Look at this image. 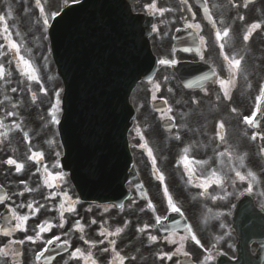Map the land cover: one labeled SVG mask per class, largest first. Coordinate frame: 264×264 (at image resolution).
I'll use <instances>...</instances> for the list:
<instances>
[{"label":"flooded vegetation","instance_id":"af4514ba","mask_svg":"<svg viewBox=\"0 0 264 264\" xmlns=\"http://www.w3.org/2000/svg\"><path fill=\"white\" fill-rule=\"evenodd\" d=\"M205 3L207 12L199 9L192 0H152V5H155L152 14L155 24L159 23V16L166 10L170 31L167 33L165 54V60L169 63L162 64L165 71L159 77L165 79L172 90L162 91L167 95L169 105L163 116L169 119L170 125L169 130L164 132L165 136H169L168 147H161L159 137L156 140L159 151L155 156L144 164L138 162L143 193H135L128 200L129 204L125 203L118 213L124 218L137 217L142 220L156 210L170 211V198L192 220H195L196 210L201 212L197 218L204 228L200 237L204 244H208L214 242L216 230L224 222L230 224L233 204L241 193H252L254 189L264 192V171L260 172V184L257 180L255 182L253 172L254 146L264 148V96L261 94L264 90V0H205ZM254 20L260 22V27L251 29L249 25ZM178 27L194 34L196 52H181L172 47L170 34ZM245 35H249L248 40H244ZM157 47L160 56L165 46L157 42ZM177 59L204 61L214 68L213 76L199 88H184L171 71ZM232 59H239L240 65L238 69L230 71L228 61ZM220 80L231 81L227 86V97L219 84ZM259 107L260 111H257ZM245 117H253V124H247ZM221 124L222 129L219 127ZM253 135L255 139H252ZM187 144L190 146L185 148L187 152L191 151L188 157L192 161L206 162L200 164L193 161L190 165L195 173L193 177L197 178L198 175L203 180L215 171L222 183H213L206 191L196 187V192L192 194L184 191L182 184L189 172L182 163V157L174 154ZM218 148L219 153L216 155ZM243 155H246V161H243ZM238 165L242 169L239 172L245 176L244 180L236 176ZM249 172L253 175L250 176ZM22 195H33L36 201L22 205L19 195L13 193L6 204L11 225L16 228L13 212L28 216L33 223H44L45 207L40 208L45 197L44 191H24ZM53 199L63 203L67 195L62 191L55 193ZM108 210L109 206H106L102 212L105 226H109ZM18 233L22 235V232ZM168 235L179 238L178 232ZM41 237L44 234L38 232L37 242ZM219 242L225 252L235 255L237 238L232 231L227 237L221 236ZM256 249L257 245L250 246L252 253Z\"/></svg>","mask_w":264,"mask_h":264},{"label":"water","instance_id":"95a60500","mask_svg":"<svg viewBox=\"0 0 264 264\" xmlns=\"http://www.w3.org/2000/svg\"><path fill=\"white\" fill-rule=\"evenodd\" d=\"M133 32L123 34L122 49L106 41L91 53L79 51L76 62L56 57L65 84L61 131L67 161L74 178L89 187H107L104 173L112 172V180L130 176L128 114L122 105L145 64V52Z\"/></svg>","mask_w":264,"mask_h":264},{"label":"snow or ice","instance_id":"6c2138e0","mask_svg":"<svg viewBox=\"0 0 264 264\" xmlns=\"http://www.w3.org/2000/svg\"><path fill=\"white\" fill-rule=\"evenodd\" d=\"M37 4H39V0H37ZM150 7H155V5H151ZM53 19H55V16L53 17ZM4 20V17L3 16H0V22H3ZM43 24L45 27H48L49 26V21L47 18H45L43 20ZM189 27H191V25H189ZM198 27V26H197ZM260 25L259 24H253L251 25V29H256V28H259ZM5 32L8 31L7 28L4 29ZM225 35V33H224ZM217 36H219V33H217ZM249 39V35H245L244 36V40H248ZM203 42V41H202ZM11 48L12 49H16L18 51V46L15 44V43H12L11 44ZM226 60H228V57H225ZM20 60L23 61L24 65L25 66H28V61L24 60L23 57H20ZM229 70L231 71V69L233 68H239V65H240V60L239 59H232V60H229ZM161 64H167L169 63V61H166V60H161L160 61ZM3 75V69L2 67H0V76ZM231 83L230 80H220L219 81V84L221 86L222 89H224V94L225 96L227 97L228 96V91H227V86ZM13 91H15V89H13ZM262 96H264V90H262ZM153 99H155V97H153ZM58 104H59V93H57V105H53V108H52V111H51V116H52V120L53 122L55 123H59V121L56 119V115H57V111H58ZM233 111H235V109H233ZM245 122L247 124H253V117H245L244 118ZM221 129L223 128V124H221L219 126ZM256 136L253 135L252 139H255ZM221 139H223V137L221 136ZM185 152H187V149H185ZM37 155H40L39 153H37ZM149 155L151 156V152L149 151ZM221 155H224V153H221ZM182 163L184 164V167L185 169L189 172V176H190V179L193 175V169L190 167V165L193 163V161L190 159V157H188L187 155L183 156L182 158ZM7 163L9 165H12V164H16V161L15 160H12V159H9L7 161ZM195 163H200V164H203V163H206L205 161H196ZM241 163H242V160H241ZM58 166V165H57ZM23 167V165H17V171H19L21 168ZM45 171L47 172V169H45ZM249 175L252 176L253 174L251 172H249ZM236 176L240 179V180H244L245 179V176L242 175L239 171L236 172ZM63 177V173H58L57 176L55 177H52V179H58V178H62ZM161 180L163 179V177L161 176L160 177ZM220 184L222 183V179L221 177H219L217 175V173L215 171H213L210 176H208L207 178H204L203 180H201V182L196 185L197 187H200L202 189H204L205 191L208 189V187H210L211 184ZM165 193L167 194V189L165 188ZM203 194V193H202ZM65 195H67L65 193ZM0 202H2V198H0ZM28 207L31 208V205H28ZM149 207H151V203H149ZM168 207L171 209L172 212H176V213H179L181 212V209L177 206H175L171 199L169 198V201H168ZM13 216H14V219L18 221V223L16 224V230H19V231H26V228L23 227V223L25 221H27L29 219L28 216H21V215H16L15 212H13ZM156 220L157 222H159L160 220V217L157 216L156 217ZM60 227H63V224L60 225ZM189 229L190 228H186V231L189 232ZM46 230H49V229H45V228H41V231H46ZM0 231H3L2 229H0ZM3 234L4 235H10L11 233L9 231H3ZM101 235H103L104 233H100ZM194 236V235H193ZM193 236L191 237L193 239ZM152 241H155L157 238L155 236H151L149 237ZM27 240L29 241H33L34 240V237L33 236H27L26 237ZM56 240H58L59 238H55ZM194 241H196V243H199V241L195 238L193 239ZM170 243H175L176 241L174 240H171L169 241ZM19 243H23V241H19ZM47 243L51 244L53 243V241H48ZM7 247V246H6ZM80 250L77 249V252H79ZM107 251V250H105ZM177 251H179V249H177ZM0 254H6L5 253V249H2L0 248ZM187 254V253H185ZM43 255V254H41ZM161 259H164V258H167V259H171V255L167 254V253H164L161 255L160 257ZM133 259H135V257H133ZM121 264H123V258H121Z\"/></svg>","mask_w":264,"mask_h":264},{"label":"rangeland","instance_id":"374dc122","mask_svg":"<svg viewBox=\"0 0 264 264\" xmlns=\"http://www.w3.org/2000/svg\"><path fill=\"white\" fill-rule=\"evenodd\" d=\"M35 69H36L35 74L34 75H29L27 77V79H29V80L33 79V81L38 82V87L37 86L34 87L32 85V83H31L33 81H31V82L29 81L28 82L29 83L28 92L29 93H32V92L33 93H36L37 91H40V92L44 93L46 96L48 95V93L50 91L53 92V93H55L56 86H57V83L58 82L55 83L53 81V79L51 77L50 70H48L49 69L48 62L47 61H44V63L40 62L39 63V67L36 66ZM4 113H5L4 110H2L0 112V120H2L1 121V124H4L5 123V121L3 120L4 117H5ZM12 160H15L16 161V164H13V173H15L16 170H17V165H22V164L19 162L16 153H12ZM144 253L145 254H143L144 255V258L143 259H144L145 264H170L168 261H164L163 260L164 262H162L161 261L162 259L160 258L161 256H159V255H157V258L156 259L150 260L148 258L147 253L146 252H144ZM0 264H10V263H9L8 260L0 257ZM124 264H129V262L128 263H124ZM137 264H140V263H137ZM200 264H202V263L200 262Z\"/></svg>","mask_w":264,"mask_h":264}]
</instances>
